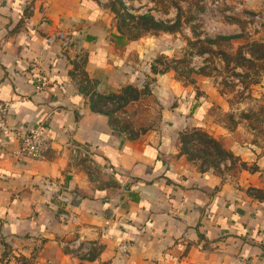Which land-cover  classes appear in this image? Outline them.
<instances>
[{"label": "crops", "instance_id": "1", "mask_svg": "<svg viewBox=\"0 0 264 264\" xmlns=\"http://www.w3.org/2000/svg\"><path fill=\"white\" fill-rule=\"evenodd\" d=\"M111 14L98 0H0V101L15 131L50 137L43 157L18 159L15 132L0 134V264H264V166L233 180L188 159L175 137L202 126L209 100L156 75L149 60L171 48L125 38ZM149 81L159 127L133 130L101 109ZM77 238L95 244L89 256L64 246Z\"/></svg>", "mask_w": 264, "mask_h": 264}, {"label": "rangeland", "instance_id": "2", "mask_svg": "<svg viewBox=\"0 0 264 264\" xmlns=\"http://www.w3.org/2000/svg\"><path fill=\"white\" fill-rule=\"evenodd\" d=\"M98 1L125 38L152 36L171 48L149 60L156 75L170 73L193 101L209 100L202 126L176 135L182 153L233 180L247 164L264 166V19L255 17L258 12L246 11L245 0ZM164 34L170 39L164 41ZM152 84L115 109L123 126L137 131L160 126L163 96ZM129 100L137 102L128 107ZM189 111L196 114L197 108L188 105L185 115Z\"/></svg>", "mask_w": 264, "mask_h": 264}, {"label": "built area", "instance_id": "3", "mask_svg": "<svg viewBox=\"0 0 264 264\" xmlns=\"http://www.w3.org/2000/svg\"><path fill=\"white\" fill-rule=\"evenodd\" d=\"M258 20L264 19V10L256 13L255 16ZM56 37L52 36L49 38L50 42H54ZM62 45L64 47L70 46L73 42L71 36H65L62 38ZM143 87V86H142ZM40 88V87H38ZM99 104L101 109L105 112H115L118 106H122L123 101L114 98L113 96H108L106 98L99 99ZM11 111V104L8 102L0 101V134H9L15 132V136L19 140V146L14 151L13 155L18 158H31L40 159L49 147L50 137L47 131L40 127H33L28 129H23L15 131L14 126L10 123L9 114ZM79 148H74L73 152L77 155ZM81 155L86 156V152L81 151ZM64 246L69 248L74 256L77 257H87L89 253L94 248L95 244L92 242L84 241L80 238L74 239Z\"/></svg>", "mask_w": 264, "mask_h": 264}, {"label": "trees", "instance_id": "4", "mask_svg": "<svg viewBox=\"0 0 264 264\" xmlns=\"http://www.w3.org/2000/svg\"><path fill=\"white\" fill-rule=\"evenodd\" d=\"M145 18H148V17H146V16H144ZM149 21H152L155 25H156V22L154 21V19L152 18V17H150L149 18ZM138 90L137 89H135V88H128L127 89V91H126V95H124V96H122V98H124V99H127V96H129L130 95V93H132V92H137ZM186 153V152H185ZM187 154V155H186ZM185 155L187 156V158L188 159H192V158H190L191 157V155L187 152ZM189 155V156H188Z\"/></svg>", "mask_w": 264, "mask_h": 264}]
</instances>
